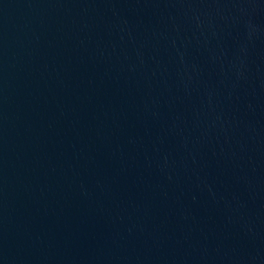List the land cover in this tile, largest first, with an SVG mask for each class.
<instances>
[{"label": "water", "instance_id": "obj_1", "mask_svg": "<svg viewBox=\"0 0 264 264\" xmlns=\"http://www.w3.org/2000/svg\"><path fill=\"white\" fill-rule=\"evenodd\" d=\"M0 264H264V0H0Z\"/></svg>", "mask_w": 264, "mask_h": 264}]
</instances>
